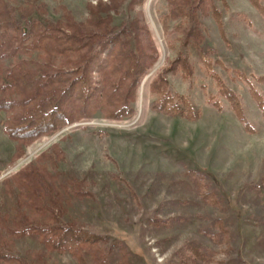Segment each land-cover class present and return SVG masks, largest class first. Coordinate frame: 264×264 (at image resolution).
I'll list each match as a JSON object with an SVG mask.
<instances>
[{"label": "rangeland", "instance_id": "obj_1", "mask_svg": "<svg viewBox=\"0 0 264 264\" xmlns=\"http://www.w3.org/2000/svg\"><path fill=\"white\" fill-rule=\"evenodd\" d=\"M4 1L44 25L97 34L125 29L135 52L130 24L137 21L148 28L140 35L145 60L156 58L131 103L132 115L114 120L101 105L87 118L23 143L15 159L18 142L4 131L11 113L0 110V251L10 256L0 264H82L71 252L47 247L37 232H22L31 225L99 235L105 264H264V118L250 92L252 86L264 97V14L252 1H199V46L212 69L195 40L186 38L189 18L168 17V0ZM92 12L102 24L89 26ZM40 55L32 50L17 59L36 71ZM15 60H0L1 83H9ZM160 74L169 93L190 101L196 119L153 108L159 95L150 85ZM214 74L239 96L251 132ZM91 75L98 92L105 78L97 67ZM3 93L21 97L12 87ZM80 249L85 263L94 264L89 249Z\"/></svg>", "mask_w": 264, "mask_h": 264}, {"label": "trees", "instance_id": "obj_2", "mask_svg": "<svg viewBox=\"0 0 264 264\" xmlns=\"http://www.w3.org/2000/svg\"><path fill=\"white\" fill-rule=\"evenodd\" d=\"M199 1L203 2L168 0V17L189 18L192 25L184 29L186 38L195 40L203 64L212 69L213 63L199 46L202 36L195 17ZM251 1L264 14V5L259 0ZM27 13L21 10L18 12L7 2L0 0V60L8 56L16 57L12 68L8 70L9 83L0 82V110L11 113L5 122L4 131L18 142L14 159L21 154L23 143L30 144L63 126L87 118L90 111L101 105L106 107L107 116L114 120L132 115L134 109L131 103L136 100L140 82L152 68L151 62L156 58L152 57L149 62L145 60L140 35L143 30L148 32V28L142 27L137 21L130 24L138 42L135 52L130 50L131 45L125 29L121 32L125 35L123 38L119 33L97 34L86 25V28L73 25L64 28L55 23L44 25L38 20L29 19ZM92 16L89 26L103 23L104 19L98 14L92 12ZM32 50L41 53L37 72L23 67V63H19L17 59L18 54ZM104 50L108 52L102 57ZM57 56H62V59L56 60ZM218 62L224 66L221 61ZM95 67L105 78L103 88L98 92L91 75ZM181 67L187 74L192 73L191 65L187 62ZM214 77L220 93L230 102L232 110L246 130L251 132L253 129L245 116L239 96L217 74ZM8 87L14 88L21 97L10 99L5 96L3 92ZM150 87L159 95L153 105L154 109L166 115H181L188 120L197 118L192 104L185 96L169 93L163 75L160 74L157 80L151 82ZM250 92L264 118V97L252 86ZM52 96H56L53 101L50 100ZM28 229L37 232L47 247L71 252L82 264H86L81 255L82 246L92 253L94 264L106 263L104 252L98 245L101 238L97 234L73 226L56 227L53 234L48 227L42 228L39 225L25 227L22 232H27ZM0 257L6 260L10 258L2 251Z\"/></svg>", "mask_w": 264, "mask_h": 264}]
</instances>
